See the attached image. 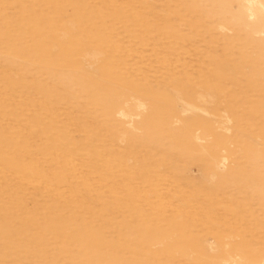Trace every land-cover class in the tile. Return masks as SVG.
<instances>
[{"label":"rangeland","instance_id":"obj_1","mask_svg":"<svg viewBox=\"0 0 264 264\" xmlns=\"http://www.w3.org/2000/svg\"><path fill=\"white\" fill-rule=\"evenodd\" d=\"M0 264H264V0H0Z\"/></svg>","mask_w":264,"mask_h":264},{"label":"bare ground","instance_id":"obj_2","mask_svg":"<svg viewBox=\"0 0 264 264\" xmlns=\"http://www.w3.org/2000/svg\"><path fill=\"white\" fill-rule=\"evenodd\" d=\"M208 114V113H207Z\"/></svg>","mask_w":264,"mask_h":264}]
</instances>
